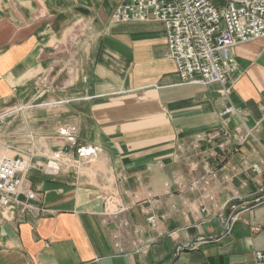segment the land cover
Masks as SVG:
<instances>
[{"label":"crops","instance_id":"1","mask_svg":"<svg viewBox=\"0 0 264 264\" xmlns=\"http://www.w3.org/2000/svg\"><path fill=\"white\" fill-rule=\"evenodd\" d=\"M117 1L0 0V112L25 105L0 154L71 158L22 174L36 198L0 208V264H264V37L225 82L180 83L163 24L112 23ZM108 196L126 209L105 215Z\"/></svg>","mask_w":264,"mask_h":264},{"label":"built area","instance_id":"2","mask_svg":"<svg viewBox=\"0 0 264 264\" xmlns=\"http://www.w3.org/2000/svg\"><path fill=\"white\" fill-rule=\"evenodd\" d=\"M150 20L163 24L167 56L174 61L180 83H223L237 66L232 48L238 43L264 37V0H118L110 14L112 23ZM23 107L24 104H13L2 110L0 117L14 114ZM232 109L230 106L225 112ZM59 134L75 143L74 128L64 126ZM247 136L239 134V142L243 143ZM218 137L226 140L230 137L229 130L220 127L209 135L210 139ZM225 143L223 141L220 146L224 147ZM98 152L96 145L76 147L78 159L86 162ZM70 162L71 158L61 151L45 162L33 163L21 155L0 156V208L4 211H13L16 206L32 208L30 201L36 198V193L24 187L22 180L28 168L38 167L54 174L62 164ZM76 163L74 159L73 164ZM208 183V179L203 180V184ZM256 202H260V198ZM125 209L111 196L106 197L105 215ZM148 220L156 226L153 215ZM254 256L264 262V250L256 251Z\"/></svg>","mask_w":264,"mask_h":264},{"label":"rangeland","instance_id":"3","mask_svg":"<svg viewBox=\"0 0 264 264\" xmlns=\"http://www.w3.org/2000/svg\"><path fill=\"white\" fill-rule=\"evenodd\" d=\"M51 83H52V86H51V84H48V83H47L46 86H47L48 88H49V87H53V86H54V85H53V82H51ZM57 151H58V150H57ZM57 151H55V152L53 153V156L55 155V153H56ZM2 155H3V154H0V156H2ZM6 156H7V155H6Z\"/></svg>","mask_w":264,"mask_h":264}]
</instances>
